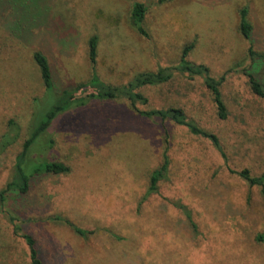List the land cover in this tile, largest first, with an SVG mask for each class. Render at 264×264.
<instances>
[{
  "label": "rangeland",
  "instance_id": "1",
  "mask_svg": "<svg viewBox=\"0 0 264 264\" xmlns=\"http://www.w3.org/2000/svg\"><path fill=\"white\" fill-rule=\"evenodd\" d=\"M134 2L147 7L146 38L130 24ZM50 8L47 23L23 40L4 30L6 13L0 19V135L9 119L21 130L0 155V190L27 136L32 98L44 93L35 51L47 57L56 86L87 80V40L94 34L98 75L122 84L140 71L176 64L184 45L193 42L190 61L205 64L216 78L232 70L225 95L229 117L218 120L201 78L182 74L141 88L147 100L134 107L115 100L67 110L35 142L33 155L66 163L69 171L37 175L27 194L12 193L0 204V264L30 263L10 215L19 234L34 239L42 264H264L260 187L229 172L209 139L134 111L179 107L219 135L235 168L263 170L264 99L241 74L251 59L239 11L247 9L253 50L264 54V0H50ZM46 137L54 139L53 147L40 154ZM165 151L169 165L158 190L141 201ZM176 204L187 208L194 226ZM54 214L94 232L83 238L65 223L46 220Z\"/></svg>",
  "mask_w": 264,
  "mask_h": 264
},
{
  "label": "trees",
  "instance_id": "2",
  "mask_svg": "<svg viewBox=\"0 0 264 264\" xmlns=\"http://www.w3.org/2000/svg\"><path fill=\"white\" fill-rule=\"evenodd\" d=\"M34 0H0V19L2 14L6 13L2 25L10 36L19 37L23 40L31 34V30L47 23L50 16V0H36L38 5L33 6ZM171 0H157L158 4ZM46 2L47 3L46 5ZM35 7L36 10L32 11ZM147 7L140 2H134L131 6L129 20L133 29L141 37H147V30L143 25V20ZM239 31L241 36L248 42V55L251 59V65L243 68L241 74L248 78L250 88L254 95L264 99V83L258 78L261 67L264 65V54L253 50L254 41L252 39L253 27L247 19V9L242 8L239 11ZM194 43L189 42L181 50L179 60L176 64L170 66H158L156 69H149L135 73L126 83L112 84L100 78L96 70V35H91L87 40L88 58L91 63V73L89 78L79 82H69L61 87L56 86L53 73L47 57L41 51L33 53V59L36 63L40 78L44 87V93L41 98H32L33 108L30 113V119L27 125V136L22 142L21 150L16 154L14 165H12L11 177L5 183V187L0 190V204L7 200L14 193L16 196H22L29 192L32 179L37 175H56L65 174L69 171L66 163L57 160L34 156V144L39 142V137L50 130L56 124L64 113L71 108H78L90 102H110L123 100L131 107L134 104L145 103L147 98L141 92V88L150 85L157 86L171 80L175 74L186 75L189 78H201L204 86L209 90L212 97V104L216 110L218 120L225 121L229 117V110L225 104L226 89L230 78L233 77L232 70L219 75L217 78L210 74L209 67L202 63H194L187 56L193 48ZM260 70V71H259ZM134 111L141 117L155 120H172L174 123L185 126L190 133L205 137L211 141L214 147L219 150L220 155L225 161L227 170L235 173L244 179L249 186H259L264 194V169L259 173H252L248 167L235 168L230 161L229 156L224 151L219 135L199 126L193 120L187 118L185 111L179 107H167L165 109L138 110ZM166 129V128H165ZM167 131V130H165ZM20 125L14 119H9L7 130L0 135V155L12 146L20 137ZM54 139L46 137L41 143L40 154L47 149H51ZM43 148V149H42ZM43 150V151H42ZM169 165V159L166 151L163 153L161 164L151 170L149 174V186L143 195L141 201H144L152 193L158 190V182L161 179ZM10 195V196H9ZM14 197V196H13ZM187 219L191 222L190 214L183 204H176ZM13 224V234L20 235L27 250L29 251V264H42L34 243V239L27 233L19 234L20 227L14 223L17 220L15 216H9ZM48 221L62 222L72 228L75 234L86 236L92 234L94 230L83 229L71 222L66 217L59 214L50 215L46 218ZM192 223V222H191ZM193 225V223H192ZM194 226V225H193Z\"/></svg>",
  "mask_w": 264,
  "mask_h": 264
}]
</instances>
